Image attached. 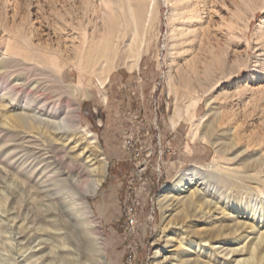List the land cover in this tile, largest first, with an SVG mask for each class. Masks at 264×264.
Segmentation results:
<instances>
[{"label": "rangeland", "instance_id": "1", "mask_svg": "<svg viewBox=\"0 0 264 264\" xmlns=\"http://www.w3.org/2000/svg\"><path fill=\"white\" fill-rule=\"evenodd\" d=\"M191 6L200 17L192 22L196 36L176 43L170 37L173 20L179 23V12ZM262 21L264 0H0V49L21 63L8 72L31 86L37 81L34 94L49 103L77 107L80 124L97 141L93 153L106 163L99 188L87 197L104 244L102 264H175L172 258L217 264L205 240L210 229L240 220L264 230V206L259 207L264 200L256 184L248 189L234 178L249 174L246 166L254 162L264 178V93L255 91L264 85V54L254 47ZM115 43L116 53L89 59ZM52 52L58 54L55 60ZM14 111H0V251L14 264H37L41 259H34L46 254V264H82L78 231L59 199L68 194L63 185L40 202L23 170L16 174L6 168L11 130L2 122ZM40 134L38 143L44 146L55 138L73 147L74 158L89 154L85 142L53 137L45 129ZM197 167L226 201L216 209L220 213L205 218L206 207L185 213L181 203L164 211L159 194ZM221 167L236 171L229 182L218 178L227 173ZM95 173L91 170L85 181ZM8 185L17 189L13 196ZM190 186L181 185L174 196ZM247 191L258 198L251 201L260 210L257 220L237 207L240 193ZM228 202L232 208L226 211ZM9 206L21 216L48 211L53 219L54 227L39 225L57 233L42 234L48 244L31 259L25 257L36 250L37 240L23 255L16 252L21 245L10 228L17 219L5 217ZM200 245L208 253L198 251Z\"/></svg>", "mask_w": 264, "mask_h": 264}, {"label": "bare ground", "instance_id": "2", "mask_svg": "<svg viewBox=\"0 0 264 264\" xmlns=\"http://www.w3.org/2000/svg\"><path fill=\"white\" fill-rule=\"evenodd\" d=\"M191 7V10L179 12V23L173 20L170 37L172 40L176 41V43L184 40V38L185 40H189L196 36L195 31H192L191 27L192 22H194L195 18L199 17V14H195L198 12L195 6ZM172 10H175V8H172ZM259 28L254 38V47L256 48L255 50L263 52L264 54V21L260 23ZM106 37L109 39V36L103 38ZM84 39L86 38L84 37ZM116 45L117 43L114 44L113 48L108 49L109 46L107 44L103 51L89 53V59L92 58L94 61L96 57L104 58L105 56H111L112 53H116L118 50ZM57 55L56 52H52L49 54V57L55 60ZM113 55L116 56L117 54ZM24 57L27 58L29 56L25 55ZM260 61H263L261 64L263 66L260 70L264 73V59ZM19 64L21 63H19L18 60L12 59L11 55L7 54V50L0 49V80H5V82H0V111L1 108L4 107L11 111L16 110L13 114L3 119L4 121L2 122L3 125L8 126L11 130L9 135L10 138L6 144L7 147H11L6 168L10 173L16 174H18L20 170H23V174H25L23 177L27 184L38 191L40 202L46 200L44 197H47L50 193H56L55 190L57 186L62 184L61 190L65 189L68 194L64 195V197H59V199L65 204L63 210L66 212L67 217H70L72 220V226H75L74 228L78 231L79 239L77 242L78 245L83 248V252L81 251V259L86 260L82 264H102V258L105 252L104 244L101 233L96 229L93 223V214L91 213L87 200L88 195L95 194L107 172L106 163L101 160L103 156L101 155L98 157L96 153H93L98 146L95 136L87 127L80 124L77 107L68 105L58 106L57 103H49L41 95L36 96L34 91L36 90V85H38L37 81L35 86H31L26 80L15 81L8 70L14 65ZM244 89L246 90V88ZM255 91L259 93V95L263 94L264 85H258ZM41 129L47 130L53 137L61 138L65 136L68 137V141L72 139L74 140L73 142H85V146H87L86 151L89 152V154L80 159L74 158L70 152L73 147L67 146L64 142L58 143L55 138L48 141V147L38 143L39 137L41 136ZM2 131L3 128L0 125V133ZM83 149H85V147ZM94 162L97 163V166L94 167L96 175L85 181V177H89L90 171L94 170L92 167ZM246 168L249 174L234 175L236 171L221 167L220 171L227 173H220L218 178L221 181L229 182L230 179L228 176L234 175V178H236L235 184L242 185L246 183L248 189H250L252 184H256L255 187L258 188L257 191L260 193L258 195L264 200V178H261V174H258L260 170L259 162H254L251 166L247 164ZM199 169L197 167L188 172H184V174H180L175 182L166 187V189L159 194L158 204L164 211L172 209L174 205H179V203H181L183 204L185 213H190L194 207H206L207 210L202 212V216L205 218H214L215 214L220 213V211L217 212L216 209L222 208L219 204H226V201L224 203L222 198L216 194L215 187H210L211 182H209L205 174L199 171ZM0 182L3 183L1 179ZM184 184L194 186L187 188L185 193L181 192L174 196V192L180 189L181 185L184 186ZM8 188L12 196L17 193V189L10 185H8ZM66 191H61L62 195L63 193L66 194ZM254 195L255 193H252V191L240 193L239 200L241 201L237 204V207L241 210H247L252 214V218L257 220L260 210L253 208L255 204L253 205L251 201L253 199H258L257 196ZM49 200L52 199L49 198ZM229 204L230 202L225 206L226 211L232 208ZM260 206H264V202L260 201L259 207ZM176 208H178V206L174 209ZM211 209H213L214 213L210 215L207 212H211ZM221 212L223 215L228 214L227 212L224 213L223 210ZM228 212L230 213V211ZM4 213H6L5 217L9 222H16L17 219V223L10 224V228L14 233L13 239H15V244L21 245L16 251L18 253L21 252L19 254L20 256L30 248L29 244H31L32 241L37 240L36 244L33 246L36 250H34L33 253L30 252L25 257V260L31 259L48 244V239H45L43 235H48V233L51 232L57 233L56 229L54 231H44L45 229L39 225L44 222L54 227L53 219H51V215L48 211L38 209V211L24 212V216H21L22 213L19 215L13 207L9 206L5 209ZM239 214L240 213H237L236 215ZM10 215L12 216L11 218H9ZM253 222L255 223L256 221ZM248 229H251V231L245 235L241 234V232H246ZM208 236V239L205 240H208L207 243H209L208 248L210 252H213V255H216L218 258L219 262L217 264H264L263 229L257 226H251L249 222L246 221L233 220L232 222L218 224L215 228L210 229ZM241 239L245 240V242L240 243L242 242ZM211 241H213L212 244L210 243ZM205 245L207 244L203 246ZM195 246H197V244ZM22 248H25L24 251H22ZM200 249L201 252L207 251V249L203 250L201 245L198 251ZM48 257H50L48 254L37 256L34 262L41 259L37 264H46L44 259ZM203 257L205 258L206 254L203 255ZM169 258L172 257H168L167 259L169 260ZM6 259L7 257L0 251V261L5 260L8 262ZM172 260L176 262L175 264H182L180 258H172ZM32 263L33 261L30 264ZM8 264L14 263L8 262ZM196 264L208 263L204 260Z\"/></svg>", "mask_w": 264, "mask_h": 264}, {"label": "built area", "instance_id": "3", "mask_svg": "<svg viewBox=\"0 0 264 264\" xmlns=\"http://www.w3.org/2000/svg\"><path fill=\"white\" fill-rule=\"evenodd\" d=\"M131 223H132V221H131Z\"/></svg>", "mask_w": 264, "mask_h": 264}]
</instances>
